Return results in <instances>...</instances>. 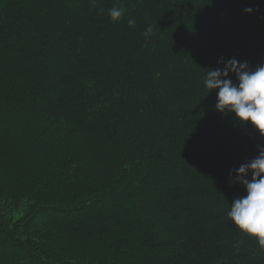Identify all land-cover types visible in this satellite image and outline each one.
Masks as SVG:
<instances>
[{"label":"trees","instance_id":"1","mask_svg":"<svg viewBox=\"0 0 264 264\" xmlns=\"http://www.w3.org/2000/svg\"><path fill=\"white\" fill-rule=\"evenodd\" d=\"M96 3L92 8L90 0H0V56L8 58L0 74L12 70L18 85L4 89L0 76V100L18 98L0 101L5 153L29 155L37 143L50 156L51 142L42 139L55 132L71 140L86 137L97 148L106 145L108 156L121 164L124 182L138 171V155L157 168L171 162L159 183L161 197L138 219L146 223L156 209L161 227L167 220L177 232L155 242L153 234L134 232L136 208H116L108 178L81 185L88 159L52 158L21 178L7 172L10 161L0 158V262L132 264L131 243L151 262L154 252L148 251L169 243L159 264H264L257 240L227 217L234 199L247 194L230 182V170L257 156L264 137L251 122L244 126L234 113L218 112V90L208 93L203 85L209 68L224 67L221 57L246 61L253 70L264 64V0ZM114 5L124 9L115 23L108 16ZM149 26L153 33L145 37ZM230 78L237 82L234 73ZM10 109L17 115L11 122ZM20 117L30 124H12ZM124 153L133 168L123 166ZM79 186L98 193L84 196ZM127 191L126 184L117 193ZM22 201L29 205L28 217L13 223ZM105 239L109 245L97 249L94 241Z\"/></svg>","mask_w":264,"mask_h":264},{"label":"rangeland","instance_id":"2","mask_svg":"<svg viewBox=\"0 0 264 264\" xmlns=\"http://www.w3.org/2000/svg\"><path fill=\"white\" fill-rule=\"evenodd\" d=\"M8 60V58H4L3 55L0 56V63H2L3 60ZM3 75V87L4 89L12 90L15 89L18 85L15 82L16 81V74L10 70L9 74H5L3 72L0 74V76ZM7 97H3L0 101L1 104H8L11 103V100L18 101L17 96H11L8 98V102L5 101ZM28 115H31V111L26 112ZM25 115L22 113V116ZM17 115L12 112L10 109L7 112V121L9 120L11 122V118H16ZM1 119V118H0ZM28 119L20 117L19 122L12 121V124L20 125V126H28L30 124ZM14 122V123H13ZM30 128V126L28 127ZM0 129H1V123H0ZM30 130V129H29ZM29 134V132H28ZM0 135H2V132L0 130ZM153 135V134H152ZM54 136H57V139L54 141L56 143H52V138H56ZM50 143V146H52L51 149V155L48 156L47 154H44L42 150L38 149L37 143L33 144L30 148L34 149L35 151H31V154L27 155L24 153L25 156H15L14 158L12 156V153H5V149H7V145L2 143V139L0 138V152L4 153V157L0 158L6 161H10L5 168L7 172H14L19 175V177H30L32 174H36L40 168H36V164H41L45 161H50L52 158L57 159L58 161H61V163H65V161H70L72 159H79L80 163H85L88 159L90 161L89 167L87 170L81 175L80 181L81 185L86 186L85 184L88 182V180L91 179L90 183L95 185L96 181L106 179L109 183H107V186L109 188L107 189H116V193L113 195L112 202L116 204V208H125L134 206L136 208V215L134 217L133 221V230L134 232H138L141 235L150 237V235L154 236V242L161 240L163 235H167L169 238L172 237L177 230L172 227V225H169L167 220H164L163 226L161 227V221H157V213L156 209L150 213L152 219H149L146 223L143 221L140 222L138 217L141 215V211L145 210L147 207H154L156 204L161 191H160V184L162 186L161 178L162 175H168V170L172 168L171 162L169 164L167 162H164L159 168H157V165L149 164L147 161V158L143 155H138L140 160V167L138 171L134 172L131 178H129V181H123L125 178L122 177L121 174V164L114 161L112 157L108 156V148L106 145H101L98 148L96 147L95 142L91 143V139H88L86 137H81L76 140H71L67 136L65 137V134L61 133H53L48 134L42 139V143ZM125 156V153H124ZM27 158V159H26ZM127 161V157H124V160L122 159L123 166L124 165H131L130 163L125 162ZM12 162V163H11ZM11 163V164H10ZM47 163V162H46ZM132 166V165H131ZM133 168V166H132ZM41 170V169H40ZM122 177V178H121ZM168 177V176H167ZM122 182V183H121ZM119 183H121L119 185ZM160 183V184H159ZM127 184L128 191L126 192V196H123L122 193H117L119 189H123V187ZM137 186V187H134ZM78 192L81 194H86L84 196L93 195L98 193L97 191H89L83 192L82 186H79ZM100 192V190H99ZM161 197V196H160ZM110 199V198H109ZM106 201V200H105ZM108 201V200H107ZM69 202V201H68ZM3 206V202H0V207ZM28 203L26 201L21 202V206L16 207V210H14L13 214V223L16 221L26 219L29 214L28 209ZM49 212V211H48ZM47 214V211L42 212V216L45 217ZM40 217L39 219H43V217ZM150 217V216H149ZM38 219V220H39ZM138 223H141L140 225ZM174 233V234H173ZM1 237V236H0ZM155 237L157 239H155ZM170 240V239H168ZM97 249L103 250V247H107L109 245V241L107 239L102 241H94ZM1 243V241H0ZM99 244V245H98ZM106 245V246H105ZM137 244L131 243V247L133 249L132 255L129 256L131 259L132 264H144L150 262L148 259V255L144 254L140 249L137 248ZM3 246H0V251ZM96 249V250H97ZM144 251V250H143ZM169 243L166 244V246L163 245H157V253L155 251L149 250V254L153 253L154 259L152 258V261L150 264H159L160 261L163 259V255L168 254L169 252ZM127 253V252H126ZM146 257H145V256ZM12 256V255H11ZM21 257H19L20 260ZM151 258V257H150ZM14 259V258H13ZM33 264H38L36 260L33 259ZM0 264H6L1 263Z\"/></svg>","mask_w":264,"mask_h":264},{"label":"clouds","instance_id":"3","mask_svg":"<svg viewBox=\"0 0 264 264\" xmlns=\"http://www.w3.org/2000/svg\"><path fill=\"white\" fill-rule=\"evenodd\" d=\"M90 7L96 8V0H90ZM246 13L253 9L247 7ZM124 15V9L113 6L108 10L111 22H118ZM135 20L129 19L130 27ZM153 27L149 26L143 33L149 37ZM223 68H209L203 77V85L208 93L216 92L215 108L222 114H235V120L246 126L248 122L264 137V64L255 70L249 64L236 58L218 61ZM234 73L236 81L230 78ZM258 155L230 170V182L241 184L246 195L238 196L231 203L227 217L244 234L254 237L261 249H264V145H258ZM250 176V178H249Z\"/></svg>","mask_w":264,"mask_h":264}]
</instances>
